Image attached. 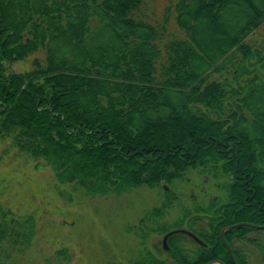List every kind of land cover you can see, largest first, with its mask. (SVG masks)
I'll return each mask as SVG.
<instances>
[{
  "label": "trees",
  "instance_id": "obj_1",
  "mask_svg": "<svg viewBox=\"0 0 264 264\" xmlns=\"http://www.w3.org/2000/svg\"><path fill=\"white\" fill-rule=\"evenodd\" d=\"M145 1L0 0V136L86 194L161 190L155 219L176 199L166 185L194 171L208 186L150 233L183 229L202 245L175 232L133 264H232L219 230L264 223V46L246 41L264 0H167L158 23ZM168 9L179 34L166 29ZM37 51L31 69L10 70ZM258 231L237 225L223 239ZM34 234L33 216L0 201V264H15Z\"/></svg>",
  "mask_w": 264,
  "mask_h": 264
},
{
  "label": "rangeland",
  "instance_id": "obj_2",
  "mask_svg": "<svg viewBox=\"0 0 264 264\" xmlns=\"http://www.w3.org/2000/svg\"><path fill=\"white\" fill-rule=\"evenodd\" d=\"M167 4V0H146L142 10L149 20L158 23ZM170 12L168 9L166 29L179 34ZM246 41L264 46V22L246 37ZM44 55L43 51L30 54L24 61L12 64L10 70H29L34 60L42 61ZM195 175L194 171H189L185 179L166 185L168 197L176 199L164 209L160 218L155 219L150 217V211L165 198L161 190L140 187L120 195L86 194L73 184L59 183L51 167L42 159H34L20 151L10 137L0 136L1 204L17 217L31 215L35 218L31 245L14 263L133 264L140 249L152 252V245L160 246L162 234H151L150 226L155 222V227L171 223L190 205L189 197H199L203 177ZM207 190L214 195L212 189L208 187ZM145 215L148 217L140 222ZM250 235L261 248L246 242L247 260L249 264H264L261 253V249L264 252V232H251ZM60 249L67 251V260L57 255Z\"/></svg>",
  "mask_w": 264,
  "mask_h": 264
},
{
  "label": "flooded vegetation",
  "instance_id": "obj_3",
  "mask_svg": "<svg viewBox=\"0 0 264 264\" xmlns=\"http://www.w3.org/2000/svg\"><path fill=\"white\" fill-rule=\"evenodd\" d=\"M246 192V191H245ZM250 197V195H249V193H245L244 194V196H243V204L245 205V206H247L248 204H246L245 202H246V200L248 199ZM239 223H245V222H239ZM247 223V222H246ZM252 224V223H251ZM254 225H256V224H254ZM264 225V223L263 224H261V225H258V226H263ZM240 226V225H239ZM251 227V226H250ZM252 228V227H251ZM255 229H260V230H262L263 232H264V227H260V228H255ZM182 233H185L186 235H188L186 232H182ZM250 233L251 232H248L247 234H245L244 235V238H231V243H230V245L225 241V242H223L222 240V242L224 243V245H225V247H226V251H227V253H228V256H229V259H230V261H231V263L232 264H238L236 261H235V259H234V253L235 252H239V253H242L243 254V256L246 258V261L248 262V260H247V256H246V254H245V243L247 242H249V243H252V240H253V243L254 242H256L257 243V241L255 240V239H253L252 238V236L250 235ZM164 235H162L161 236V239H160V246L162 247V237H163ZM188 236H190V235H188ZM169 236H167V238H168ZM191 237V236H190ZM220 237V236H219ZM222 237H223V234H222ZM167 238H166V243H167ZM193 239V238H192ZM221 239V238H220ZM194 240V239H193ZM195 241V240H194ZM196 243H198V244H201L202 245V243L200 242V240H199V242H197V241H195ZM167 245V244H166ZM162 249L163 250H167L168 249V246H167V248L166 249H164L163 247H162ZM229 250V251H228ZM212 261H214L212 264H223L222 262H220L219 260H210L209 262H207V263H210V262H212ZM165 263H167V264H171V262H170V259L169 258H167L166 257V259H165ZM206 263V264H207ZM248 264H249V262H248ZM261 264V263H260Z\"/></svg>",
  "mask_w": 264,
  "mask_h": 264
},
{
  "label": "water",
  "instance_id": "obj_4",
  "mask_svg": "<svg viewBox=\"0 0 264 264\" xmlns=\"http://www.w3.org/2000/svg\"><path fill=\"white\" fill-rule=\"evenodd\" d=\"M243 224L249 225V226H251L252 228H260V227H264V225H263V226H258V225H254V224H250V223H238V224H233V225H230V226H227V227L221 228V229L219 230V236H220L221 240H222L223 242H225L224 239H223V237H222V234H223L224 231L230 229V228L233 227V226L243 225ZM175 232H186V231L183 230V229H174V230H171V231L165 233L164 236L162 237V247H163L164 249L167 248V245H166V238H167V236H169V235H171V234H173V233H175ZM186 233H187L188 235H190L195 241L199 242V240H198L194 235H192L190 232H186ZM228 251H229V250H228ZM213 262H214V261H212V262H210V263H207V264H212Z\"/></svg>",
  "mask_w": 264,
  "mask_h": 264
}]
</instances>
